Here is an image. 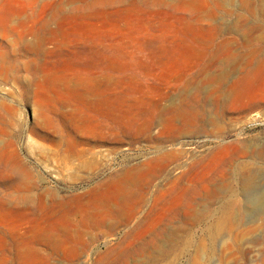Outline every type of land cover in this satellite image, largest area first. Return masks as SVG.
<instances>
[{
    "label": "rangeland",
    "instance_id": "1",
    "mask_svg": "<svg viewBox=\"0 0 264 264\" xmlns=\"http://www.w3.org/2000/svg\"><path fill=\"white\" fill-rule=\"evenodd\" d=\"M0 264H264V0H0Z\"/></svg>",
    "mask_w": 264,
    "mask_h": 264
},
{
    "label": "bare ground",
    "instance_id": "2",
    "mask_svg": "<svg viewBox=\"0 0 264 264\" xmlns=\"http://www.w3.org/2000/svg\"><path fill=\"white\" fill-rule=\"evenodd\" d=\"M246 192V191H245ZM248 193V192H247ZM165 230H167V229H165ZM169 234V233H168ZM171 234V233H170ZM174 234V233H173Z\"/></svg>",
    "mask_w": 264,
    "mask_h": 264
}]
</instances>
